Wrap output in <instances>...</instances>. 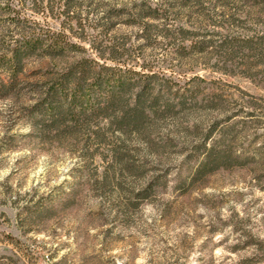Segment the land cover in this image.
<instances>
[{
	"label": "trees",
	"instance_id": "trees-1",
	"mask_svg": "<svg viewBox=\"0 0 264 264\" xmlns=\"http://www.w3.org/2000/svg\"><path fill=\"white\" fill-rule=\"evenodd\" d=\"M165 1L214 15L179 19ZM238 1L264 13V0ZM231 2L140 0L127 12L110 0H0V102L35 139L93 166L84 185L114 190L127 213L167 186L155 170L173 157L195 162L189 184L263 165L264 98L243 92L247 100L229 102L202 92L196 82L204 79L186 68L195 56L214 60L204 68L264 89V15H237L243 11L230 12ZM122 24L138 27L139 45L116 38ZM34 58L53 65L31 82L26 67ZM202 109L214 117L190 119Z\"/></svg>",
	"mask_w": 264,
	"mask_h": 264
},
{
	"label": "rangeland",
	"instance_id": "rangeland-1",
	"mask_svg": "<svg viewBox=\"0 0 264 264\" xmlns=\"http://www.w3.org/2000/svg\"><path fill=\"white\" fill-rule=\"evenodd\" d=\"M110 1L128 12L140 0ZM162 4L179 19L214 15L178 7L175 1ZM229 8L249 19L264 15L243 1L232 0ZM137 32V26L122 24L114 35L132 36L137 46ZM205 63L214 60L195 56L186 66L193 69L190 77L204 79L196 82L202 92L222 93L229 102L241 99L243 92L264 98V89L250 79L214 72ZM52 65L48 58L29 60L28 80H37ZM15 117L10 104L0 102L2 264H264V164L220 170L189 184L195 162L173 157L155 170L166 175L167 186L127 213L114 190L84 185L93 166L84 167L66 149L35 139L28 126H17ZM212 117L202 109L190 119L207 123ZM98 164L101 171L104 164Z\"/></svg>",
	"mask_w": 264,
	"mask_h": 264
}]
</instances>
